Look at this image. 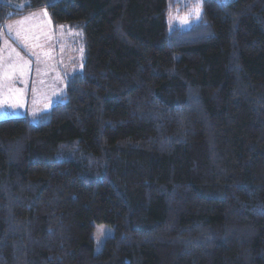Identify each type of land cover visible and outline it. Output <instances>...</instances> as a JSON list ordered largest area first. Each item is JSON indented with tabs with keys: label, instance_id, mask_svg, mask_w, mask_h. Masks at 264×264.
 I'll return each mask as SVG.
<instances>
[{
	"label": "trees",
	"instance_id": "trees-1",
	"mask_svg": "<svg viewBox=\"0 0 264 264\" xmlns=\"http://www.w3.org/2000/svg\"><path fill=\"white\" fill-rule=\"evenodd\" d=\"M178 5L0 0L84 42L62 101L0 119V264H264V0Z\"/></svg>",
	"mask_w": 264,
	"mask_h": 264
},
{
	"label": "rangeland",
	"instance_id": "rangeland-1",
	"mask_svg": "<svg viewBox=\"0 0 264 264\" xmlns=\"http://www.w3.org/2000/svg\"><path fill=\"white\" fill-rule=\"evenodd\" d=\"M202 1L179 0L181 9L168 13L167 27L187 28L196 22L200 15L196 7L199 3L201 13ZM46 20L40 10L0 27V119L27 116L35 122L37 115L63 100L66 79L81 71L82 29L53 27ZM111 234L108 226L95 225L91 233L95 252Z\"/></svg>",
	"mask_w": 264,
	"mask_h": 264
},
{
	"label": "snow or ice",
	"instance_id": "snow-or-ice-1",
	"mask_svg": "<svg viewBox=\"0 0 264 264\" xmlns=\"http://www.w3.org/2000/svg\"><path fill=\"white\" fill-rule=\"evenodd\" d=\"M196 14H197V15L200 14V6H199V3L197 4V7H196ZM45 15H47L46 12H45Z\"/></svg>",
	"mask_w": 264,
	"mask_h": 264
},
{
	"label": "crops",
	"instance_id": "crops-1",
	"mask_svg": "<svg viewBox=\"0 0 264 264\" xmlns=\"http://www.w3.org/2000/svg\"><path fill=\"white\" fill-rule=\"evenodd\" d=\"M37 12H38V11H37ZM35 13H36V12H35ZM35 13H32V14H35ZM32 14H28V15L30 16V15H32ZM28 15H27V16H28ZM25 16H26V15H25ZM23 17H24V16H23ZM46 17H47V20H46V22L50 23L49 25H51V22H50V20H49V18H48V16H47V15H46Z\"/></svg>",
	"mask_w": 264,
	"mask_h": 264
}]
</instances>
